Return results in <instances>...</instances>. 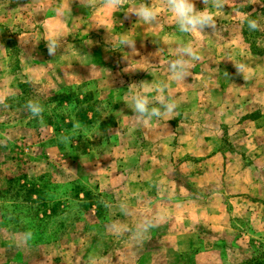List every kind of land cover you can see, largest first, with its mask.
<instances>
[{
  "label": "rangeland",
  "instance_id": "rangeland-1",
  "mask_svg": "<svg viewBox=\"0 0 264 264\" xmlns=\"http://www.w3.org/2000/svg\"><path fill=\"white\" fill-rule=\"evenodd\" d=\"M142 4L159 13L158 25L133 14ZM209 11L218 31L187 34L166 0L116 8L104 0H0V191L21 173L41 188L32 200L0 192V264H241L264 250V53L249 48L251 35L264 49V30L250 31L246 21L264 29V0H225ZM189 42L206 51L217 76H192L203 97L187 89L190 74L171 79L177 45ZM219 49L229 68L222 86ZM19 81L37 92L42 120L26 102L6 104ZM137 92L150 106L161 95L177 107L144 122L127 107ZM218 103L230 105L223 126L209 107ZM86 107L91 119L82 122Z\"/></svg>",
  "mask_w": 264,
  "mask_h": 264
},
{
  "label": "clouds",
  "instance_id": "clouds-1",
  "mask_svg": "<svg viewBox=\"0 0 264 264\" xmlns=\"http://www.w3.org/2000/svg\"><path fill=\"white\" fill-rule=\"evenodd\" d=\"M124 2L125 0H104L105 5L111 8L122 7ZM202 2L205 8L202 11H198L194 0H166L169 10L176 18L177 27L180 32L192 34L198 31L203 33L205 29H211L215 34L218 31L216 18L209 11V7L212 9H223L225 7V0H202ZM56 11L58 15H61L63 12L62 8H58ZM133 14L137 16L139 21H143L145 24L156 26L159 23L158 13L152 6L142 4ZM247 25L250 31L264 30L260 28V24L254 19H248ZM120 43L133 49L135 48L134 41L130 39H122ZM57 47L58 42L55 38L48 40V55L55 56ZM177 52L179 56L177 59L170 61L169 70L171 79L181 82L185 81L186 77L189 76L190 62L199 61L200 55L191 42L185 43L183 46L177 45ZM235 67L238 74H243L242 65L235 64ZM24 107L32 117L42 120L44 109L38 100H28ZM127 107L133 111L137 118L147 122L153 117L161 118L171 114L175 111L177 104L171 97L166 98L157 95L153 98L152 106H150L149 98L137 92L133 94L131 101L127 102ZM79 127L78 123L74 124L73 131ZM61 139L68 140L69 137L62 136ZM27 235L29 239H33V232L29 231Z\"/></svg>",
  "mask_w": 264,
  "mask_h": 264
},
{
  "label": "trees",
  "instance_id": "trees-1",
  "mask_svg": "<svg viewBox=\"0 0 264 264\" xmlns=\"http://www.w3.org/2000/svg\"><path fill=\"white\" fill-rule=\"evenodd\" d=\"M242 34L244 35V38H247L246 37L247 30H245V28L242 29ZM249 38H250L249 39L250 40L249 48H250L251 52L253 54H257V55H263L264 49L256 48L255 42H253L254 40H253L251 35L249 36ZM18 88H19V93L17 95H15V99L10 100V102L13 104V106L10 105L9 103H6L9 107H11V108H14V107L22 108L23 106L21 105V103L27 102L28 101L27 97H29L30 100H36L35 94L37 92L34 91V88L29 83L19 81L18 82ZM72 96H73V100L75 103L80 104L82 102H85L84 99H82V100L79 99V96L76 93H73ZM13 100H14V103L12 102ZM7 102H8V100H7ZM23 109H25V107H23ZM87 109H88V107L83 108L77 114V117L82 122H89L91 119V117L89 118V116L87 115ZM89 109L92 110L93 107L90 106ZM54 130L57 131L58 127H55ZM40 190H41L40 185L38 186L35 183H30V185H29L28 181H27V175L25 173H21V174H17V175H14L12 177L7 178L6 179V187H5V189L1 190L0 192H2V193L6 192L7 193L9 191L10 194H18L17 192H23L25 200H32L31 198L33 195H36L37 197L39 196ZM84 194H85L86 200L82 199L81 201H83V200L86 201L87 206L92 208V206L94 205V202L91 199L90 192L87 190V191H85ZM92 210H93L96 217L100 216L99 211H96L95 209H92ZM44 212H45V215H47L46 209L44 210ZM54 213H56V212L54 211ZM241 264H264V250L262 252L256 254V255L248 258L246 261L242 262Z\"/></svg>",
  "mask_w": 264,
  "mask_h": 264
},
{
  "label": "crops",
  "instance_id": "crops-1",
  "mask_svg": "<svg viewBox=\"0 0 264 264\" xmlns=\"http://www.w3.org/2000/svg\"><path fill=\"white\" fill-rule=\"evenodd\" d=\"M159 14V13H158ZM161 19V18H160ZM165 32H163V34H164ZM162 36H168V33H166V34H164V35H162ZM218 39H220V41H226V39H228V38H223V37H218ZM228 41V40H227ZM219 43H221V42H219ZM218 43V44H219ZM173 45V44H172ZM175 45V44H174ZM176 46V45H175ZM158 48H161L162 50H166L164 47H161V46H157ZM157 48V49H158ZM195 49L197 50V52H198V54L200 55V60L199 61H191L190 62V67H189V74H190V77L188 78V81L186 82V87H187V89H194V91H193V93H196V90L198 91V93L200 94V96L201 97H203L205 94H203L204 92H205V90L204 89H202V91L200 90V89H198V87L196 86V84H195V81H194V77H192V76H196V75H198V73H206L207 72V70H209L211 73L210 74H213V75H215V72L211 69V67L213 66L211 63H207V58L205 57V50L202 48V47H195ZM159 50V49H158ZM226 51V49H219L218 50V79H217V81H218V86L219 85H225L224 84V81L225 80H227V76H225V73H227V72H225V70H229V68H227L226 66L228 65V62H224L223 61V57H224V54L226 53L225 52ZM159 52H160V50H159ZM168 52V51H167ZM216 76V75H215ZM217 77V76H216ZM219 78H221V79H219ZM226 84H228V82L226 83ZM199 86V85H198ZM199 88H200V86H199ZM205 88V87H204ZM210 91H208V93H209ZM207 93V94H208ZM219 96V95H218ZM219 98L220 99H222V101H223V99H224V97L222 98V97H220L219 96ZM208 101H206V103H207ZM231 103L233 102V100H231L230 101ZM201 107V109H202V114H205V112H206V108H208V104H204V102H203V100H202V103H201V105H200ZM228 106V107H227ZM209 107H211L212 109H213V111L214 112H216V111H218V125H220V126H223V125H221V119H222V117H221V115H226V111L230 108V105H224L223 104V106H220V103H218V107H216V105H212V104H209ZM184 112H186V114L187 115H192L191 113H201V110L199 109V108H197V109H186V110H184L182 113H184ZM196 115H198V114H196ZM216 116H217V114H216ZM220 120V121H219ZM223 122V121H222ZM191 138L193 137V136H190ZM186 148V147H185ZM202 153V152H201Z\"/></svg>",
  "mask_w": 264,
  "mask_h": 264
}]
</instances>
